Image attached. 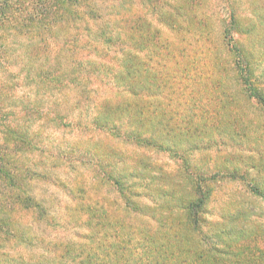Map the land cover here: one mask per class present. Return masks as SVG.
Wrapping results in <instances>:
<instances>
[{
    "label": "trees",
    "instance_id": "16d2710c",
    "mask_svg": "<svg viewBox=\"0 0 264 264\" xmlns=\"http://www.w3.org/2000/svg\"><path fill=\"white\" fill-rule=\"evenodd\" d=\"M208 2L0 0V33L9 30L4 25L8 14L22 4L28 17L14 26L33 44L30 53L27 48L25 67L30 71L40 61L34 81L58 93L49 110L23 104V112H38L41 126L50 115L63 130L79 133L86 126L92 140L99 133L107 137L93 149L73 141L79 152L75 162L93 169L92 179L73 189L80 199L76 215L85 217L86 232L38 233V223L56 228L59 219L34 197L31 182L54 173L57 164L47 169L46 160L28 157L54 155L38 149V132L31 131V123L13 111H1L0 264H264V221L250 224L252 210L244 212L239 205L210 226L209 181L214 177L201 176L186 164L184 152L163 149L160 142L203 139L213 126L210 112L220 116L229 105L238 107L239 96L254 101L256 110L264 108V0H214L218 30L204 9ZM37 17L41 23L34 22ZM34 27L44 36L32 32ZM50 34L53 43L41 39ZM9 50L3 38L1 71H8ZM221 52L228 59H219ZM196 55H201L203 68L208 63L207 68L215 69L211 83L207 81L210 108L200 114L193 97L186 101L188 85L204 77H196ZM225 71L231 73V85ZM235 84L240 92H232ZM167 87L171 98L165 101ZM63 89L66 101L71 100L66 111L60 109ZM15 92L0 76V98L14 100ZM153 150L182 163L164 167L150 155ZM68 151L55 157L72 162ZM263 157L252 167L264 169ZM247 176V171L234 168L220 173L219 179L241 181L264 202V185L247 181ZM101 187L116 195L112 210L111 200L98 193ZM72 216L69 224L77 222ZM61 223L65 227L67 222Z\"/></svg>",
    "mask_w": 264,
    "mask_h": 264
},
{
    "label": "rangeland",
    "instance_id": "374dc122",
    "mask_svg": "<svg viewBox=\"0 0 264 264\" xmlns=\"http://www.w3.org/2000/svg\"><path fill=\"white\" fill-rule=\"evenodd\" d=\"M208 3H206L204 9L207 13L212 15V28L218 30L220 26L218 8H216L214 0H209ZM22 7L24 6L19 4L12 13L8 14V20L4 25L8 26L9 30L0 33V42L4 38V41H6V43L8 42L10 49V53L6 54L8 57L7 63L9 64L8 71L0 70V76L8 79L16 88V101H14L15 99L13 100L7 97L0 98V113L1 111H13L15 116L19 115L21 120L31 123V131L38 132V139L36 142L38 149L39 146H41L43 149L49 150L50 154L54 155L53 158H46L45 155L42 157L38 155L39 157H37V154H35L32 156V153L27 154L28 157H31L33 161L46 160V162H48L47 169L51 165L57 164L54 172L55 174H44L45 176L36 178L31 182L30 191L33 193L34 197L45 207H48L51 216L54 214L55 218L58 217L59 219V225L56 226V228L52 223L50 225L42 222L41 224L38 223V225H36L39 227L37 232L44 233L46 229L48 233L51 231V235L58 234L60 236H64L66 235L64 233L68 232L70 233L69 235L80 232L85 233L87 227L84 223L85 217L83 215L79 217L76 215L79 212L77 204L80 202V199L76 197V193L73 189H75V185H80L85 182L87 178L92 179L93 169L90 167L86 168L82 161L75 162L79 152L73 149V141L78 142L80 140V145L85 149H93L94 145H104L107 142V137L103 133H99L95 135L92 140L89 134L91 132L86 130V126H81L80 130H82V132L79 133L70 131L68 127L63 130L61 127L59 128L57 126L56 122L50 119V115H45L46 117L43 120L46 122L41 126L40 121L42 120L38 112L34 113L31 111L30 113L32 114L30 116L28 115L30 113L27 114L23 112V108H21L23 104L29 105V109L36 107L40 111L49 110L54 107L55 100L53 99H56L58 93L55 88L48 86L43 88L34 81V77L38 79L36 73L39 70L40 61H35L30 71H27L25 67V63L29 61L27 48L29 47L30 53L33 44H30L31 39L27 37V34L19 30L20 27L14 26V24L18 25L20 20L27 19L28 17L25 11L22 10ZM45 21H50V17L44 18L43 22ZM34 22L41 23L42 20L37 17L34 19ZM64 25L67 26L69 24L63 22L62 26ZM31 29L38 37L44 36L42 33L39 34L37 27ZM262 31L264 32V29H262ZM14 32L15 36H12L11 34ZM46 37L52 40V43L54 42V38L51 34L41 39H47ZM217 56L221 60H226L229 57L225 52H221ZM196 58L198 60L196 63H199V68L195 66V69H197L195 73H198L196 77H204L202 80L194 79L192 84L190 86L188 85L187 91L189 95L186 97V101H189L188 98L190 96L193 97L197 103L196 110H198L197 112L200 114L202 108H210L207 81L210 82L211 78H214L215 69L211 68L210 65L207 68L208 63H205L206 67L203 68L201 55H196ZM261 65L264 66V63ZM224 75L226 77V71ZM229 76L232 77L231 73H229ZM229 76L227 75V83L231 85L232 83H230V81H232V79H229ZM203 82L204 84L202 85ZM232 86H234L232 92H234V90L237 92L239 91V86L237 84ZM170 89V87H167L163 91L165 101H168L169 97L171 98ZM62 94L65 99H59L61 101L60 109L66 111L68 110L71 100L66 101L68 96L64 93V89ZM255 105L254 101H247L242 96H239L238 107L237 105H229L228 109L223 110L220 116L215 114V116L212 117L211 115H213V112H210V124H213L214 127L212 126V129L210 128L208 132L202 136L203 139L201 140L191 142L188 140L173 141V139L169 140L167 138L160 139V142L164 145L163 149L167 146V148L179 150V153L184 152L186 164L192 167L201 176H207L210 180L214 177L213 182L209 181V185L213 189L210 195L211 202L209 205V217L211 218L210 221L212 220L209 224L210 226L213 225L215 218L219 220L220 216L222 217L226 213H229V211L233 212L239 205L241 206L240 209H243L244 212L246 209L252 210L248 215L250 216V224H252L255 219L264 221V202L247 189L249 187L248 185L238 180L219 179L220 173L231 171V169L235 168L240 171H247V181L254 179L257 183L264 185V169L252 167L255 166L259 158L264 155V108H258L256 110L254 107ZM11 115L12 114H10V116ZM206 119H208V117H206ZM80 121L81 124L83 123V125H85L86 122H84L83 119ZM207 123H209V120ZM217 126L218 129H216ZM109 140L112 139L109 137ZM70 146L72 147L69 150ZM64 151L71 152L70 157L72 162L69 160V162L65 164L63 161L61 162L56 158L58 153H64ZM82 153L84 154L83 151ZM150 153L154 161L160 162L164 167H172L177 161L176 156L172 158L169 153L164 151L157 152V150H153ZM83 157H85L83 160L87 159L86 156ZM179 161L182 163V160L179 159ZM179 161L176 163H179ZM108 189L109 188L101 187L98 193L111 200L110 208L112 210V201L116 195L108 191ZM118 211L121 213L120 210ZM71 214L73 215L72 217L76 216L78 218L76 219V223L69 224L71 220H68V217H70ZM61 221L67 222L65 227L61 226ZM243 221L244 219L241 220V222ZM64 238L67 239L68 237L65 236Z\"/></svg>",
    "mask_w": 264,
    "mask_h": 264
}]
</instances>
